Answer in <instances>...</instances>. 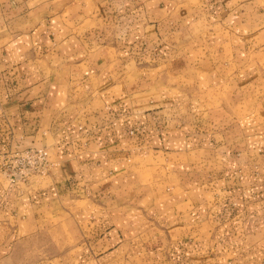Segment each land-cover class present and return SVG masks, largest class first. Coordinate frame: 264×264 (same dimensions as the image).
<instances>
[{
    "label": "crops",
    "instance_id": "1",
    "mask_svg": "<svg viewBox=\"0 0 264 264\" xmlns=\"http://www.w3.org/2000/svg\"><path fill=\"white\" fill-rule=\"evenodd\" d=\"M263 76L264 0H0V264L261 257Z\"/></svg>",
    "mask_w": 264,
    "mask_h": 264
},
{
    "label": "built area",
    "instance_id": "2",
    "mask_svg": "<svg viewBox=\"0 0 264 264\" xmlns=\"http://www.w3.org/2000/svg\"><path fill=\"white\" fill-rule=\"evenodd\" d=\"M49 162L43 148L6 151L0 154V173L12 185L31 183L36 177L47 175Z\"/></svg>",
    "mask_w": 264,
    "mask_h": 264
},
{
    "label": "rangeland",
    "instance_id": "3",
    "mask_svg": "<svg viewBox=\"0 0 264 264\" xmlns=\"http://www.w3.org/2000/svg\"><path fill=\"white\" fill-rule=\"evenodd\" d=\"M263 79H264V76H263ZM262 98L264 99V93L262 94ZM264 101V100H263ZM263 111V113H262V115L264 116V110H262ZM264 153V152H263ZM255 177L256 178H258L259 176L257 175V174H255ZM263 178H264V173H263ZM33 182L35 181V180H32ZM263 182V184H262V189H260V190H258L257 192H256V194L258 195V194H260V193H263V202H262V204H261V209H262V217H263V219H264V180H262ZM257 189V188H256ZM240 222H242V221H240ZM244 222V221H243ZM252 222H255L256 224H258V221H249L248 223H247V225L248 224H251ZM252 227H254L253 225H251ZM263 229L261 228V229H255V236L251 239V240H249V243H251V242H259V241H262L263 243H264V221H263ZM240 231H241V228H240ZM259 232H261V234H259ZM242 239H244V237L242 236V237H237V239L235 240L236 242H237V240L239 241L240 240V242H243L242 241ZM246 239V238H245ZM245 241V240H244ZM247 241V240H246ZM248 242V241H247ZM253 260V259H252ZM259 260H261L262 262H264V254L261 256V257H257V258H255L254 259V261H259ZM254 261H250L249 262V264H255L256 262H254ZM257 264V263H256Z\"/></svg>",
    "mask_w": 264,
    "mask_h": 264
}]
</instances>
